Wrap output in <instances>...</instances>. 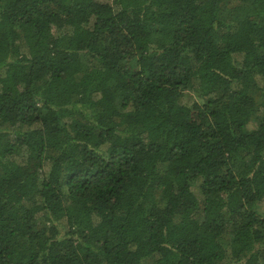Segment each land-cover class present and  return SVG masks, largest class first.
Returning <instances> with one entry per match:
<instances>
[{
  "label": "trees",
  "instance_id": "1",
  "mask_svg": "<svg viewBox=\"0 0 264 264\" xmlns=\"http://www.w3.org/2000/svg\"><path fill=\"white\" fill-rule=\"evenodd\" d=\"M0 264H264V0H0Z\"/></svg>",
  "mask_w": 264,
  "mask_h": 264
},
{
  "label": "rangeland",
  "instance_id": "2",
  "mask_svg": "<svg viewBox=\"0 0 264 264\" xmlns=\"http://www.w3.org/2000/svg\"><path fill=\"white\" fill-rule=\"evenodd\" d=\"M103 1L104 2H108V3L113 2V0H103ZM193 100H194V98H193V95L192 94H186V96H185V98H184L183 101L185 103H187V104H190ZM197 188H198V185L193 188V191L196 192L197 191Z\"/></svg>",
  "mask_w": 264,
  "mask_h": 264
}]
</instances>
